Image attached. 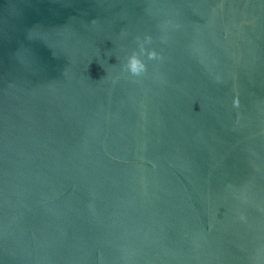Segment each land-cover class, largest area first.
Here are the masks:
<instances>
[{"label":"water","instance_id":"obj_1","mask_svg":"<svg viewBox=\"0 0 264 264\" xmlns=\"http://www.w3.org/2000/svg\"><path fill=\"white\" fill-rule=\"evenodd\" d=\"M0 264H264V0H0Z\"/></svg>","mask_w":264,"mask_h":264},{"label":"clouds","instance_id":"obj_2","mask_svg":"<svg viewBox=\"0 0 264 264\" xmlns=\"http://www.w3.org/2000/svg\"><path fill=\"white\" fill-rule=\"evenodd\" d=\"M131 68H132V71H137V62L135 60L132 61Z\"/></svg>","mask_w":264,"mask_h":264}]
</instances>
